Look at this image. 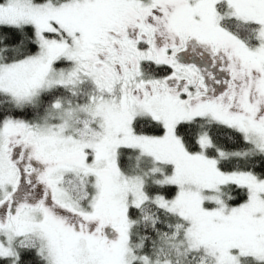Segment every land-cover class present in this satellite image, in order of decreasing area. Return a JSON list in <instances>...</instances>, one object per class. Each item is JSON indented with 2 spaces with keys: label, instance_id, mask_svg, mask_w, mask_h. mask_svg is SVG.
Wrapping results in <instances>:
<instances>
[{
  "label": "snow or ice",
  "instance_id": "6c2138e0",
  "mask_svg": "<svg viewBox=\"0 0 264 264\" xmlns=\"http://www.w3.org/2000/svg\"><path fill=\"white\" fill-rule=\"evenodd\" d=\"M0 264H264V0H0Z\"/></svg>",
  "mask_w": 264,
  "mask_h": 264
}]
</instances>
